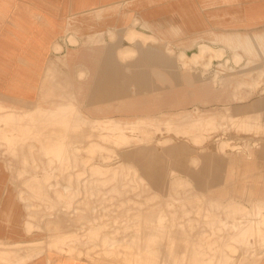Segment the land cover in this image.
I'll return each mask as SVG.
<instances>
[{
	"label": "rangeland",
	"instance_id": "rangeland-1",
	"mask_svg": "<svg viewBox=\"0 0 264 264\" xmlns=\"http://www.w3.org/2000/svg\"><path fill=\"white\" fill-rule=\"evenodd\" d=\"M152 34L156 40L145 47L126 33L124 38L89 35L88 40H103L68 50L52 68L54 85L35 104L40 112L0 116L1 148L38 173L17 177L35 210V225L27 224L29 231L35 228V244H29L35 250L21 257L4 252L0 258L6 264H20L43 249L88 264H160L165 253L180 256L182 251L207 250L206 243L213 240L219 244L244 221L253 230L248 224L239 226L247 233L234 252L227 248V264L262 253L254 232L257 226L264 229V214L253 205L264 201V59L255 48L248 52L224 46L243 42L248 33H219L220 45L209 46L224 48V55L221 49H209L197 63L186 56L205 42L175 33ZM137 44L141 46L132 58L118 59L119 48ZM180 51L186 52L183 60L177 57ZM234 52L241 55L238 62ZM68 103L73 106L69 111L53 109ZM171 116L174 121L167 128ZM201 116L215 125L195 138L189 124ZM141 117L158 118L159 128L148 127V137L140 141L135 126L126 130L133 136L128 138L123 133L127 127L95 121ZM245 118L261 128L245 130ZM26 140L35 143H15ZM230 199L246 207L227 203ZM231 205L241 212L232 217ZM156 227L159 234L146 235ZM178 228L184 233L169 239ZM185 237L203 246L183 248Z\"/></svg>",
	"mask_w": 264,
	"mask_h": 264
},
{
	"label": "crops",
	"instance_id": "crops-1",
	"mask_svg": "<svg viewBox=\"0 0 264 264\" xmlns=\"http://www.w3.org/2000/svg\"><path fill=\"white\" fill-rule=\"evenodd\" d=\"M128 32L137 34L134 39H129L131 42H140L144 47L147 42L156 40L152 33H175L182 38L191 37L196 42H205L199 47L222 49L223 55L224 48L209 46L220 45L217 41L219 33H248L243 42L224 46L244 47L248 52L255 48L257 56L259 50V57L264 59V0H0V116L7 111H35L36 102L41 101L54 85L56 77L52 68L61 63L68 50L94 46L103 40H88L89 35L101 34L102 38L109 35L112 38L116 33L124 38ZM56 44L59 50H55ZM141 45L119 48L116 52L118 59L124 62L132 58L138 52L137 46ZM198 46L193 52L198 51ZM126 48L133 50L132 55H121ZM192 53L186 56V52L180 51L177 57L183 60L184 56L189 57ZM149 56L161 60L160 54L151 52ZM240 58L239 53H233L234 61L238 62ZM258 61L255 59V62ZM72 107L68 103L53 109L66 112ZM147 119L141 117L136 121H121L107 118L95 121L117 122L127 127L123 133L128 138L133 136L131 131L127 134L126 130L135 126V137L140 141L148 137V127L159 128L158 118ZM173 121L172 116L166 119L167 128L172 127ZM244 122L247 131L257 132L261 128L250 118H245ZM213 125V120L201 116L192 120L189 127L195 130L193 137L196 138L202 137ZM3 143L0 141V144ZM11 155L0 146V257L4 252L11 257H21L35 250L34 245H29L35 244L32 239L35 228L30 231L27 228L28 223L35 225V210L26 199L28 191L17 177L38 173H35V168H23L22 160L19 163ZM191 164L196 166L199 160L194 158ZM139 175L144 181L142 174ZM174 178L190 183L182 177L174 175ZM227 203L245 206L241 200L230 199ZM253 206L264 214L263 200H255ZM260 251L262 253L253 260L239 259V264H264V248ZM0 264L6 263L0 258ZM20 264L88 263L81 258H70L43 249L42 253L32 255Z\"/></svg>",
	"mask_w": 264,
	"mask_h": 264
},
{
	"label": "bare ground",
	"instance_id": "bare-ground-1",
	"mask_svg": "<svg viewBox=\"0 0 264 264\" xmlns=\"http://www.w3.org/2000/svg\"><path fill=\"white\" fill-rule=\"evenodd\" d=\"M137 36L136 33H133V32H128L126 33V38L128 39H134L135 37ZM199 47V46H198ZM209 49L208 47H199V53L198 54H195L193 53L191 56H190V59L192 60L193 63H197V57L201 56L203 57V55L207 52H209ZM222 50V49H221ZM219 52V51H218ZM120 53V52H119ZM133 53V50L129 49V48H126V49H123L122 52H121V55L122 56H129V55H132ZM236 54V53H235ZM215 56V55H214ZM239 57V56H238ZM238 59V58H237ZM41 111V108H36L35 109V113L36 112H40ZM9 116L13 117V119H20L21 117L20 114H16V113H8ZM25 115V113H24ZM4 119L7 118V116L5 115L3 117ZM242 128V127H241ZM91 149H94V147H92ZM83 164V163H82ZM99 165V164H98ZM106 165V164H105ZM218 207H219V204H218ZM117 210V209H116ZM241 210H240V207L238 205H231V208H230V211H229V214L235 216V214L237 213H240ZM229 215V216H230ZM224 220V219H223ZM251 222V221H250ZM261 223H262V227L264 228V218H262L261 220ZM243 224L246 225L248 224L247 222L244 221L243 222H240L239 224H237L235 227L237 228H232V231H227V235L222 239L220 238L221 242L219 244L216 245V241L213 240L212 242H209V243H206V248L207 250H196L194 251V249H192L189 253H186L185 251H182L179 255L180 256H172L171 253H165L164 255L168 258V256L171 257V259H167V258H163L160 262V264H183V262H186L187 264H212V262L214 261L215 264H227L229 263L228 260H227V248L228 249H231L232 252H234L236 249H237V246L238 244L236 242L241 241V237H244L245 233H247L246 231V227H239ZM249 227H250V231L253 230V225L251 224H248ZM172 226V225H171ZM239 227V228H238ZM172 228V227H171ZM256 228V227H255ZM254 228V229H255ZM170 229V228H169ZM219 229V228H218ZM220 230V229H219ZM235 230V231H234ZM146 232V231H144ZM161 232V230L159 228H152L150 230V232L146 233L147 236H154L155 234H159ZM220 232V231H219ZM184 233V229L182 228H178L177 229V234L176 235H172V234H169L168 237L169 239H172V238H179V236H181L182 234ZM253 232H251L252 234ZM256 233V237L258 239V245L260 248H264V229L261 228V226H257V228L255 229V232ZM251 234L248 233V238H251ZM144 235V234H142ZM184 236V235H183ZM132 236H130L131 238ZM167 237V238H168ZM133 238V237H132ZM217 238V236H216ZM219 238V237H218ZM245 238V237H244ZM181 239V238H180ZM186 240H184L183 244L181 243V245L183 246V248H187V247H202L203 244L201 242L197 243V246H194L193 244H190L188 243V240H187V237H185ZM151 240V239H150ZM218 240V239H216ZM248 240V239H247ZM117 241V240H116ZM131 241V239L129 240ZM137 242V240H134ZM153 243V242H152ZM70 244V243H69ZM250 244V243H249ZM135 245V244H134ZM216 245V246H215ZM240 245V244H239ZM251 245V244H250ZM65 246V245H64ZM110 246V244H109ZM73 249V248H72ZM211 250L212 252H209L208 251ZM69 250V249H68ZM74 250V249H73ZM216 251V253H214ZM70 253V252H68ZM7 254V253H6ZM5 256V255H4ZM204 256V257H203ZM29 257V256H28ZM7 260V259H6ZM27 260V259H26ZM151 263H156V260L152 261Z\"/></svg>",
	"mask_w": 264,
	"mask_h": 264
}]
</instances>
